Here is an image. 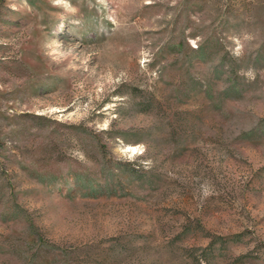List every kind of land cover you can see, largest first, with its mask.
Here are the masks:
<instances>
[{
    "label": "rangeland",
    "instance_id": "374dc122",
    "mask_svg": "<svg viewBox=\"0 0 264 264\" xmlns=\"http://www.w3.org/2000/svg\"><path fill=\"white\" fill-rule=\"evenodd\" d=\"M0 264H264V0H0Z\"/></svg>",
    "mask_w": 264,
    "mask_h": 264
}]
</instances>
